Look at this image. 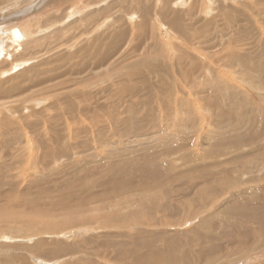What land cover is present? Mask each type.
Returning a JSON list of instances; mask_svg holds the SVG:
<instances>
[{
    "label": "rangeland",
    "instance_id": "1",
    "mask_svg": "<svg viewBox=\"0 0 264 264\" xmlns=\"http://www.w3.org/2000/svg\"><path fill=\"white\" fill-rule=\"evenodd\" d=\"M16 27L0 264H264V0H0Z\"/></svg>",
    "mask_w": 264,
    "mask_h": 264
},
{
    "label": "bare ground",
    "instance_id": "2",
    "mask_svg": "<svg viewBox=\"0 0 264 264\" xmlns=\"http://www.w3.org/2000/svg\"><path fill=\"white\" fill-rule=\"evenodd\" d=\"M104 4V3H103ZM77 10V9H76ZM74 16H76V14L74 15ZM21 32L23 33V35H24V39H23V41L22 42H15V40H14V38H13V36L10 34L8 37H1L0 38V42L2 41V39H3V41L0 43V57L5 53V52H3V50H2V47H1V45L3 44V42H7L9 45H12V47H16V46H20V45H23V43L26 41L27 42V40L28 39H30L31 38V35L27 32V33H24L22 30H21ZM29 41V40H28ZM12 42V43H11ZM5 56H7V57H10V54H7L6 53V55ZM103 62L104 61V58L103 57H101V59H100V62ZM7 73H9V71H6L5 72V74H7Z\"/></svg>",
    "mask_w": 264,
    "mask_h": 264
},
{
    "label": "water",
    "instance_id": "3",
    "mask_svg": "<svg viewBox=\"0 0 264 264\" xmlns=\"http://www.w3.org/2000/svg\"><path fill=\"white\" fill-rule=\"evenodd\" d=\"M10 34L13 36L15 42H22L24 39V35L21 32L20 28H13Z\"/></svg>",
    "mask_w": 264,
    "mask_h": 264
}]
</instances>
